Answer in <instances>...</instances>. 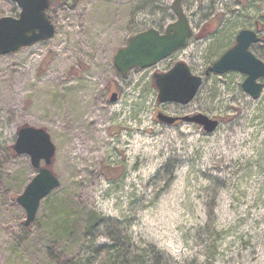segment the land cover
Segmentation results:
<instances>
[{"label": "rangeland", "instance_id": "374dc122", "mask_svg": "<svg viewBox=\"0 0 264 264\" xmlns=\"http://www.w3.org/2000/svg\"><path fill=\"white\" fill-rule=\"evenodd\" d=\"M173 2L54 0L46 11L54 36L0 56V264H106L102 257L84 263L81 224L89 211L122 224L133 245H153L176 263L203 262L200 232L212 211L216 228L226 232L215 264H264V89L254 101L242 91L241 73L204 77L224 52L227 28L191 38L182 51L127 78L113 65L131 37L164 31L176 20ZM213 9L218 22L242 20L224 2ZM19 13L0 0V18ZM260 15L263 6L243 3V27ZM253 55L264 63L263 51L255 48ZM178 62L202 77V86L187 106L158 104L152 76ZM112 89L117 100L111 103ZM155 111L201 113L220 125L205 134L193 124H161ZM24 125L49 135L51 170L60 182L29 228L12 197L36 171L29 157L9 151ZM64 215L78 227L65 229ZM104 243L101 236L94 245ZM70 258L83 263H67Z\"/></svg>", "mask_w": 264, "mask_h": 264}, {"label": "water", "instance_id": "95a60500", "mask_svg": "<svg viewBox=\"0 0 264 264\" xmlns=\"http://www.w3.org/2000/svg\"><path fill=\"white\" fill-rule=\"evenodd\" d=\"M9 1L19 8L20 13L17 19L0 18V56L17 53L22 48L50 40L54 36L55 28L46 16L51 0ZM172 10L177 20L167 27L164 34H159L154 29L138 33L129 39L124 48L115 52L113 65L122 78H127L133 68L146 70L157 66L187 45L192 32L180 8V0L174 1ZM257 42L255 33L243 30L237 36L235 46L206 68L204 77L241 73L245 76L242 91L252 100H258L264 89V83H259L260 79H264V63L249 52L250 45ZM152 80L157 90L158 104L171 103L179 106L189 105L203 83V78L193 75L182 62L176 63L166 72H156ZM116 100L117 94L112 89L109 101L112 103ZM154 118L169 126L179 122L193 124L205 134L215 132L219 126L218 120L201 113L170 117L155 111ZM9 151L13 157H29L31 167L36 171L21 195L13 198L25 212L23 225L29 228L35 220L41 201L60 187L59 180L51 170L55 147L44 129L24 125L17 130L15 143Z\"/></svg>", "mask_w": 264, "mask_h": 264}, {"label": "trees", "instance_id": "16d2710c", "mask_svg": "<svg viewBox=\"0 0 264 264\" xmlns=\"http://www.w3.org/2000/svg\"><path fill=\"white\" fill-rule=\"evenodd\" d=\"M54 0L51 1V3ZM220 122V121H219ZM169 165H165L166 172ZM210 184L214 183L209 178ZM15 197V196H14ZM12 197V198H14ZM59 205L56 206L58 210ZM59 211V210H58ZM69 216L64 215L63 221L67 223ZM77 220L72 219L67 223L65 229L74 230L78 227ZM31 227V226H30ZM81 227L83 228V238L87 240V257L84 263H92L94 257H102V262L106 264H215L220 255L221 235L225 236V231H219L216 228V218L210 211L207 214V223L201 229V235L204 236L200 257L202 263H176L167 255L159 252L153 245L135 246L131 242V237L127 229L117 221L106 219L100 214L89 211L82 219ZM104 237L107 243L95 246V242L99 237ZM67 263H83L76 258H70Z\"/></svg>", "mask_w": 264, "mask_h": 264}, {"label": "flooded vegetation", "instance_id": "af4514ba", "mask_svg": "<svg viewBox=\"0 0 264 264\" xmlns=\"http://www.w3.org/2000/svg\"><path fill=\"white\" fill-rule=\"evenodd\" d=\"M215 2H220V3L224 2V6L228 9L233 6L234 9L230 10L229 12L232 13L233 15L237 14L238 17L242 18V20L241 19L240 20H223V21L218 22L215 10L213 9ZM244 2H250L253 5L254 4L256 6L260 5V6H263L264 8V0H180V8L182 12L185 14L189 27L192 32L191 37L188 39V42L193 37L197 39L204 37V35L207 32H210L212 28L214 30L210 34H214L218 27L224 26L225 28H227L228 43L224 45L222 49L224 50V52L222 53V55L235 46L236 38L239 35V33L242 32L243 30L251 31L255 33L256 38L258 39L257 43H253L250 45L249 52L253 55V49L255 48H258L259 50L264 52V20H263L264 16L260 15V18H261L260 20L252 19L253 20L252 24L243 27V3ZM248 4L249 3H247V5ZM194 8L196 10L193 13L191 9H194ZM186 11L188 13H186ZM206 12H207V15L204 14ZM197 14H201V16L199 17L200 19L196 21L192 20V18L196 16ZM176 20L168 24L164 31L157 30L159 34H164L167 27L173 24L174 22H176ZM188 42H187V45H188ZM183 49L185 48H182L180 50L182 51ZM138 71H141V70L137 68H133L132 70H130L128 75L131 74L132 72H138Z\"/></svg>", "mask_w": 264, "mask_h": 264}]
</instances>
